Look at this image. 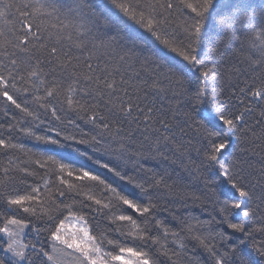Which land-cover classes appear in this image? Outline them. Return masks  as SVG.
<instances>
[{"label":"snow or ice","instance_id":"1","mask_svg":"<svg viewBox=\"0 0 264 264\" xmlns=\"http://www.w3.org/2000/svg\"><path fill=\"white\" fill-rule=\"evenodd\" d=\"M0 102V264H264V0H0Z\"/></svg>","mask_w":264,"mask_h":264},{"label":"trees","instance_id":"2","mask_svg":"<svg viewBox=\"0 0 264 264\" xmlns=\"http://www.w3.org/2000/svg\"><path fill=\"white\" fill-rule=\"evenodd\" d=\"M2 111H3V105H2V102H0V113H2ZM0 120H3V116L2 115H0ZM23 142L26 143L27 147H29V148L32 147V143L33 142H29V141H23ZM193 214L194 215H200L199 209L193 210ZM202 218H205L206 219L207 218V215L205 214L204 217H202ZM173 227H174V224H173Z\"/></svg>","mask_w":264,"mask_h":264}]
</instances>
